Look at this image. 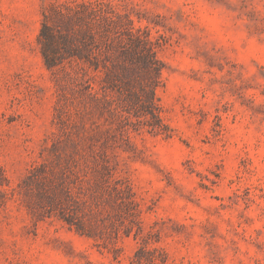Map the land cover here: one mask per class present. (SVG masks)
<instances>
[{
    "label": "rangeland",
    "instance_id": "rangeland-1",
    "mask_svg": "<svg viewBox=\"0 0 264 264\" xmlns=\"http://www.w3.org/2000/svg\"><path fill=\"white\" fill-rule=\"evenodd\" d=\"M0 264H264V0H0Z\"/></svg>",
    "mask_w": 264,
    "mask_h": 264
},
{
    "label": "trees",
    "instance_id": "trees-1",
    "mask_svg": "<svg viewBox=\"0 0 264 264\" xmlns=\"http://www.w3.org/2000/svg\"><path fill=\"white\" fill-rule=\"evenodd\" d=\"M47 29H48V26H47V23L44 22V27L42 29V32H41V36H40V41L42 40V36H45V35H48V37H52L53 34L49 32H47ZM64 36V40H66L68 42V51H69V57H72L74 59H77L76 57H80L78 52H75V51H78L77 50H74V47L71 45V40H72V35L71 34H62ZM43 54H44V57H45V60H46V63L49 67H52L53 65H55V58L49 56V54L47 53V51L44 49L43 50ZM143 59H145L147 61V63H149V65L151 67H154L153 66V61L154 59L152 58V55H151V52H147V53H143L142 55H140Z\"/></svg>",
    "mask_w": 264,
    "mask_h": 264
}]
</instances>
